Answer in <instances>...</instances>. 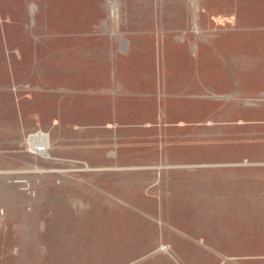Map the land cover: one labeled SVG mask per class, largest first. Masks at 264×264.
<instances>
[{"label": "rangeland", "instance_id": "obj_1", "mask_svg": "<svg viewBox=\"0 0 264 264\" xmlns=\"http://www.w3.org/2000/svg\"><path fill=\"white\" fill-rule=\"evenodd\" d=\"M260 32L264 0H0V264H264Z\"/></svg>", "mask_w": 264, "mask_h": 264}, {"label": "crops", "instance_id": "obj_2", "mask_svg": "<svg viewBox=\"0 0 264 264\" xmlns=\"http://www.w3.org/2000/svg\"><path fill=\"white\" fill-rule=\"evenodd\" d=\"M195 27H196V24H195ZM262 33H264V32H260V33H256V34H252V33H248L249 34V40H250V46H251V53H253V52H255V53H257V55L261 58V63H262V66H264V35H262ZM78 34V32H66V33H58L57 35L59 36V35H61L62 37H64V38H60V39H56V41H58L57 43H56V50H58V49H64V48H76L77 46H79V44H81V41L80 40H78V36L79 35H77ZM201 34H203V29H201ZM256 35H258V37L256 36ZM248 36V35H247ZM218 39V37H214L213 39H209V38H206L205 40H203V41H210L211 43H214V41L215 40H217ZM68 40H73L74 41V44L73 45H69V46H67V45H64L65 43H64V41H68ZM75 40H78L79 41V43H75L76 41ZM202 41V42H203ZM63 42V43H62ZM90 42V41H89ZM254 42V43H253ZM93 43H94V40H93ZM255 44V45H254ZM33 48H34V44H33ZM200 51H201V54H200V58H201V61H202V74H203V84H204V86L206 87V88H208V89H210V85H211V82H212V80H214V81H217L218 79L216 78L217 76H219V77H221V75H222V68H220V75H217V76H215V78H212V76L210 75H208L207 74V72H206V57H205V55H206V49L202 46V44L200 45ZM254 48H256L255 50H254ZM41 49L43 50V43H42V46H41ZM199 56V53H196V55H195V58L196 59H194V61L197 63V57ZM228 57V58H233L234 60H236V57H238L237 55H235V53L234 52H231L230 54L229 53H222V55L220 56V58H221V61H222V59H223V57ZM240 56V55H239ZM173 58H175V57H173ZM123 59V62H124V64H123V71L125 70L126 72H128V69H127V61H126V58H122ZM185 62H187L185 65H187V66H189V67H192V65L194 66V61L193 60H190V59H188L187 57H185ZM155 62H156V60H155ZM157 62H158V60H157ZM156 62V74H155V76H157V89H158V99H157V102H158V107H159V115H160V117H162V115H161V99H162V97H163V94H161V96L159 95L160 94V89H159V83H160V76H159V71H158V69L160 68V67H158V63ZM111 67L113 68V70H112V74H111V78H113L112 79V81H113V91H114V93H115V95L117 96L118 94H119V92H120V86L118 87V82H119V80H117V78H116V76H118V64L116 63V59L115 58H112V62H111ZM159 65H160V63H159ZM182 66V65H181ZM183 67V66H182ZM220 67H222V65H220ZM262 69H263V67H262ZM11 70H13L12 69V65H11ZM193 70H192V68H191V72H192ZM13 72V71H12ZM172 72V71H171ZM160 73H161V71H160ZM217 74V73H216ZM215 74V75H216ZM174 76V75H173ZM175 77V76H174ZM190 79H191V75H190V78L189 79H187V83H186V85H184V86H179L178 88L179 89H181L182 91H185V93H183L182 94V96L183 97H188V99L190 100V97L186 94L187 92H189L190 91V89L188 88V85H189V81H190ZM253 79H254V77H253ZM262 79H264V75L262 76ZM219 81H221V80H219ZM187 90V91H186ZM209 92V91H208ZM190 93V92H189ZM182 96H178V99L180 98V97H182ZM161 97V98H160ZM177 99V100H178ZM206 103L207 104H209V110L207 111V113H210V122L208 123V125L209 126H212V125H214V113H213V101L211 100H206ZM185 108H187V106L185 107ZM185 108H183L182 110H185ZM181 109V108H180ZM192 116H193V114H192ZM194 116H197V115H194ZM231 165L230 164H226V165H222L220 168H222L223 170V172H226V173H224V174H222L221 175V179H222V187H224V188H228L227 186L228 185H230V179H232V181L234 180V178H232V175H230L228 172H229V167H230ZM216 168H219V167H216ZM197 176V175H196ZM197 178V177H196ZM197 180V179H196ZM200 180V179H199ZM220 185V181L218 180V184H217V186H219ZM227 185V186H226ZM197 189V193H198V190H199V186L196 188ZM199 197H202V195L201 194H199L198 193V197H197V201H198V204H197V206H199V211H198V216H199V221H200V223L202 222L201 220V218H200V212H201V205H200V200H199ZM221 196H215V197H213V204L214 203H216V201L220 198ZM215 212H214V218H215V216H216V209L214 210ZM214 221V223H215V220H213ZM216 225V224H215ZM204 226H205V224H204ZM222 237H226V233L225 232H223V236ZM230 252H232V249H231V251ZM232 255H233V253H231Z\"/></svg>", "mask_w": 264, "mask_h": 264}, {"label": "built area", "instance_id": "obj_3", "mask_svg": "<svg viewBox=\"0 0 264 264\" xmlns=\"http://www.w3.org/2000/svg\"><path fill=\"white\" fill-rule=\"evenodd\" d=\"M36 133L40 134V132L37 131L29 133V135L33 134V136L31 137V141L29 143L27 142L29 135L27 136L25 140V147H27V151L32 154L43 155L47 149V136L45 133L40 135H36Z\"/></svg>", "mask_w": 264, "mask_h": 264}, {"label": "bare ground", "instance_id": "obj_4", "mask_svg": "<svg viewBox=\"0 0 264 264\" xmlns=\"http://www.w3.org/2000/svg\"><path fill=\"white\" fill-rule=\"evenodd\" d=\"M38 135V134H37ZM40 135V134H39ZM32 137V136H31ZM31 137H29V139H28V143L31 141Z\"/></svg>", "mask_w": 264, "mask_h": 264}]
</instances>
